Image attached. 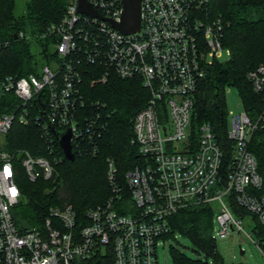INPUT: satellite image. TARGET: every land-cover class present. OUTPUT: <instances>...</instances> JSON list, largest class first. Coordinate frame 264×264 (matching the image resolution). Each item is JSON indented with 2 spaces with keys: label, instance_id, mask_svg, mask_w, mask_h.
<instances>
[{
  "label": "built area",
  "instance_id": "obj_1",
  "mask_svg": "<svg viewBox=\"0 0 264 264\" xmlns=\"http://www.w3.org/2000/svg\"><path fill=\"white\" fill-rule=\"evenodd\" d=\"M85 1L101 17L119 21L120 0ZM210 1L140 0L137 30L122 33L78 11V0H69L60 20L39 35L54 36L55 60L25 75L0 67V264H74L106 251L112 264H157L168 218L190 205L211 206L213 239L242 231V219L252 225L249 215L264 227V194H257L261 177L247 149L255 122L242 108L227 110L226 161L212 126L190 119L197 81L213 61L229 56L221 40L224 24L209 16ZM17 37L29 36L19 31ZM6 44L0 37V48ZM82 60L99 69L95 80L104 81L110 73L135 78L147 92L131 119L137 162L123 172L120 184L107 159L109 194L83 216L70 204L53 205L40 227L19 230L11 208L20 196L22 175L30 181L52 177L64 157L57 140L64 129L71 151H79L96 132L88 110L94 103L79 87L76 64ZM246 78L254 91L264 88L261 65L248 70ZM14 123L36 126L43 154L6 148Z\"/></svg>",
  "mask_w": 264,
  "mask_h": 264
},
{
  "label": "trees",
  "instance_id": "obj_2",
  "mask_svg": "<svg viewBox=\"0 0 264 264\" xmlns=\"http://www.w3.org/2000/svg\"><path fill=\"white\" fill-rule=\"evenodd\" d=\"M69 0H23L16 10V0H0V37L7 44L0 48V67L4 73L25 75L34 72L38 64L55 60L54 36L40 33L63 15ZM210 17H218L224 24L222 44L229 56L213 61L197 81L192 94L190 119L193 124L209 123L221 145L224 157H229L230 140L226 136L227 108L225 89L233 87L241 108L255 122L247 149L253 154L261 177L257 194H264V88L254 91L246 72L261 65L264 69V0H211ZM32 38L17 37L18 32ZM15 34V37L13 36ZM31 43L37 49H31ZM80 91L93 105L88 106L96 132L90 142H83L79 151L73 150L72 160L65 157L55 165V172L47 180H28L21 177L20 196L11 208V216L19 230L40 227L48 208L70 204L78 217L83 211L103 201L109 194L105 178L106 160L112 161L118 182L123 172L137 162L131 143V119L147 98L138 79H120L110 73L104 81L95 80L99 69L85 61L76 64ZM85 111V110H84ZM6 148L26 149L32 154H43V142L33 123L12 125L6 135ZM87 147L88 150L84 149ZM89 148H94L90 152ZM60 150V148L58 147ZM240 214H247L237 209ZM212 208L209 205H190L168 218V231L162 237L174 240L178 232L187 237L202 258H191L173 245H168L172 264H208L211 255L215 264L220 261L211 237ZM251 232L257 247L264 255V227L253 215ZM74 264H112L109 251L97 252Z\"/></svg>",
  "mask_w": 264,
  "mask_h": 264
},
{
  "label": "rangeland",
  "instance_id": "obj_3",
  "mask_svg": "<svg viewBox=\"0 0 264 264\" xmlns=\"http://www.w3.org/2000/svg\"><path fill=\"white\" fill-rule=\"evenodd\" d=\"M23 0H16V10H20ZM32 38V37H27ZM31 49H37V46L31 43ZM226 108L233 113L241 110V104L236 90L233 87L225 89ZM105 175V173H104ZM22 180L20 179L19 185ZM242 231H230L225 237H217L214 239L215 250L220 261L218 264H235L242 261L243 264H264V255L258 249L255 243V237L251 232V222L248 219L241 220ZM174 240H166L161 246L156 249L157 264H172L168 254V245H173L187 256L191 258H202V253H196L192 249L191 241L175 232ZM243 253L240 254L239 251ZM205 260L208 264H215L211 255L206 256Z\"/></svg>",
  "mask_w": 264,
  "mask_h": 264
},
{
  "label": "water",
  "instance_id": "obj_4",
  "mask_svg": "<svg viewBox=\"0 0 264 264\" xmlns=\"http://www.w3.org/2000/svg\"><path fill=\"white\" fill-rule=\"evenodd\" d=\"M139 1L140 0H120L121 9L119 15V21L114 22L109 18L101 17L85 0H78L77 9L80 12H84L90 16H97L101 19L108 21V23L119 30L122 33H129L137 30L139 25ZM15 37V34L13 35ZM70 133L66 128L57 137L59 146L64 154V157L68 160H72L73 153L71 151L69 143ZM243 253L242 250L239 251ZM235 264H243L242 261H238Z\"/></svg>",
  "mask_w": 264,
  "mask_h": 264
},
{
  "label": "snow or ice",
  "instance_id": "obj_5",
  "mask_svg": "<svg viewBox=\"0 0 264 264\" xmlns=\"http://www.w3.org/2000/svg\"><path fill=\"white\" fill-rule=\"evenodd\" d=\"M7 171V170H6Z\"/></svg>",
  "mask_w": 264,
  "mask_h": 264
}]
</instances>
